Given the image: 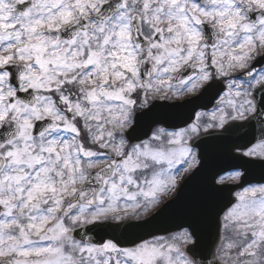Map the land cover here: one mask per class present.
Returning a JSON list of instances; mask_svg holds the SVG:
<instances>
[{
	"label": "snow or ice",
	"instance_id": "1",
	"mask_svg": "<svg viewBox=\"0 0 264 264\" xmlns=\"http://www.w3.org/2000/svg\"><path fill=\"white\" fill-rule=\"evenodd\" d=\"M217 85L195 123L136 134L151 99ZM253 121L236 150L264 160V0H0V264H264V182L218 216L211 252L198 209L169 236L79 231L148 223L201 131Z\"/></svg>",
	"mask_w": 264,
	"mask_h": 264
},
{
	"label": "water",
	"instance_id": "2",
	"mask_svg": "<svg viewBox=\"0 0 264 264\" xmlns=\"http://www.w3.org/2000/svg\"><path fill=\"white\" fill-rule=\"evenodd\" d=\"M150 112L142 116L137 129V135L141 139L148 137L144 133L153 131L154 127L163 125L167 128H176L179 126L177 114L179 113V105H167L163 102H154ZM146 111V110H143ZM254 131V130H253ZM258 130L254 131L257 136ZM229 132L220 133L218 135L210 134L203 136L200 141L194 142L195 146L201 147L200 144L207 145L206 142L210 138H217L219 141L228 139ZM200 141V142H199ZM249 140L245 141L247 144ZM215 153H221L215 156ZM229 148H221L220 151L200 150L199 167L185 180L179 188L178 194L174 199L167 202L156 212L155 218L149 219L148 223L129 222L125 226L115 230L111 228L95 229L91 232L79 230L81 236L98 239L106 232H113L123 242L131 239L150 238L149 234L165 235L180 230L181 225L193 218L194 210H200L197 220L203 236L204 249L207 252L212 251V245L218 234H221L217 218L223 214V210L235 202L232 194L238 188L247 184L264 182V162H256L245 166V175L241 184L237 186L216 185L217 177L233 168H235V160L229 158ZM237 160V159H236ZM153 216V215H152ZM151 216V217H152ZM80 237L78 236L77 239ZM208 259H212L209 255Z\"/></svg>",
	"mask_w": 264,
	"mask_h": 264
},
{
	"label": "flooded vegetation",
	"instance_id": "3",
	"mask_svg": "<svg viewBox=\"0 0 264 264\" xmlns=\"http://www.w3.org/2000/svg\"><path fill=\"white\" fill-rule=\"evenodd\" d=\"M222 85H217V88L209 91L206 94H192L189 93L184 96L179 97H171L170 99H163L159 98V100L165 101L167 103H177L180 107V113L178 118V124L179 126L176 128H167L168 131H175L179 130L181 128L187 127L191 123L196 122V115L200 113L201 111H210L213 108V97L215 96L216 91L221 88ZM199 95V98L197 96ZM259 98V97H258ZM156 100V99H153ZM152 100V101H153ZM207 106V107H205ZM258 130L257 138L261 135V127L258 121H253L250 125H246L244 127H233L230 129L229 132V142H226L228 139L218 140L217 138H210L206 142L207 145L200 144L201 147L198 145L194 147V149L197 152V155H200V150L203 149L205 151H220L221 148H229V158L234 159L236 161L235 168L229 171L228 173L219 175L217 177V183L218 184H230V185H237L240 183L241 179L239 181L231 179V177L235 174V172L240 171L244 173L243 166L245 165L246 160H259L262 161L259 157L256 158H250L247 156H241L239 151H237V146L239 145H246L245 141L252 140V137L254 135V131ZM212 133V134H211ZM221 132L219 131H212L209 130L208 132L201 131L198 138H194V141H196L199 138H202L205 135L210 134L212 135H218ZM201 141V139H200ZM199 141V142H200ZM249 143V142H248ZM247 143V144H248ZM221 153H215V156H219ZM199 157V156H198ZM237 159V160H236ZM249 186V185H247ZM245 186V187H247ZM243 187L239 189L237 192L242 191ZM236 192V193H237ZM236 193L233 194L232 197H236ZM237 199V197H236Z\"/></svg>",
	"mask_w": 264,
	"mask_h": 264
},
{
	"label": "rangeland",
	"instance_id": "4",
	"mask_svg": "<svg viewBox=\"0 0 264 264\" xmlns=\"http://www.w3.org/2000/svg\"><path fill=\"white\" fill-rule=\"evenodd\" d=\"M151 100H152V99H151ZM151 100H150V101H151ZM192 170H193V169H192ZM192 170H191V171H192ZM191 171H190V172H191ZM188 173H189V172H187V173H182V174H181V176H180V178H179V181H178V185L180 184V182L182 181V179L184 178V176H186ZM177 187H178V186H177ZM175 191H176V189H175ZM175 191H173V192L170 193L169 195L164 196L162 202L165 201L166 199L172 197V196L175 194ZM162 202H161V203H162ZM160 205H161V204L157 205L155 208H152V209L148 212V214H150L151 212L155 211Z\"/></svg>",
	"mask_w": 264,
	"mask_h": 264
}]
</instances>
